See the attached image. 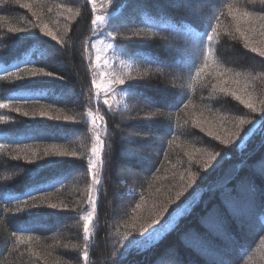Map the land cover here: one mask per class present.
Here are the masks:
<instances>
[{
  "label": "trees",
  "instance_id": "16d2710c",
  "mask_svg": "<svg viewBox=\"0 0 264 264\" xmlns=\"http://www.w3.org/2000/svg\"><path fill=\"white\" fill-rule=\"evenodd\" d=\"M22 3L23 0H0L3 67L14 71V66L20 64L24 68L18 73L24 77L21 80L15 75L5 78L0 74V99L9 95L29 98V102L18 99L8 108L0 109V144L6 145L0 149V241L3 239L0 264H85L83 251H79L80 233L76 226L84 223L82 218L88 212L86 197L91 176L88 161L92 158L93 143L91 118L87 112L94 107L92 82L100 85L98 77L93 79L92 71L99 67L95 61V46L101 42H110L114 50H118V55L113 53L106 58H110V65L122 66L129 73L126 85L116 87H121L119 92L123 100L116 107H109L108 103L103 104L104 101L99 106L107 129L104 138L107 154L103 160L102 200L97 209L87 264H156V258L172 246L184 259L205 264V256L202 255V259L193 253L194 249L185 248L176 231H169L152 248L132 250L127 256L121 255L124 252L121 245L127 246L130 240L139 238V231L133 227L135 212L140 210L137 205L143 206L146 199L153 197L150 195L159 188L163 169L168 170L170 179L165 187L168 201L175 199L165 212L170 216L173 214L171 220L177 218L178 211L175 213V210L182 207L194 191L205 189L202 202L192 207L194 215H182L178 219L183 224L181 230L185 231L191 225H197V218L204 210L220 205L219 198L224 194L215 191V187L219 188L227 172H232L235 165L243 162H250L248 166L253 167L263 158L264 139L258 129L264 125V57L259 55V51L264 50L252 42L256 39L246 34V28L256 26L264 30V19L260 18L264 16V4L260 0H212L199 22L177 8H168L160 0H111V3L110 0H95V8L114 10L110 19L119 24L118 32H114L115 39L107 36L109 40H106L102 34L91 36L95 8L93 10L92 3L87 0H31L29 8ZM136 3L142 6L138 11H134L138 7ZM229 4L232 5L231 14ZM245 11L252 12L253 16H244ZM109 26L107 21L106 32ZM209 26L216 28V35L209 45L211 55L207 56V66L203 67L201 49L193 47L191 39L194 33L203 35ZM45 31H51L57 39L44 35ZM33 36H38L43 43ZM252 48L259 51L253 52ZM54 52L58 59L62 57L63 70H57L49 63V56ZM41 53L45 54L43 59ZM183 59L190 60L189 66L175 72L174 64ZM41 65H45L44 71H51L61 79H56L55 75L35 77L33 79L46 83L20 88V85L30 83L31 69ZM201 67L203 71L197 76ZM170 79V90L177 93L155 95L154 91L171 83ZM223 80H228L227 85ZM67 85L75 88L76 101L71 97L60 100V92ZM236 87L246 96L258 99L259 106L254 111L246 109L236 98L233 91ZM149 96L150 99L152 96L158 98V104L159 100L171 102L174 97H177V103L180 98L184 99L179 108L175 106L177 103L169 109L156 106L157 112L161 109L158 124L123 125L120 121L123 117L135 120L149 111L142 101ZM33 107L37 110L33 111ZM25 112L27 116L23 115ZM42 112L44 116L40 115ZM202 117L214 119L221 134L215 136L201 131L197 122ZM241 120L245 122L241 123ZM118 127L142 128L160 137L161 144L155 145L157 163L148 166L144 162L138 167L134 162H128L122 154L124 143ZM44 129L73 133L75 137L56 139L45 135L39 138L37 132ZM225 140L229 142L225 144ZM54 145L66 155H57L60 152L50 156L35 154L38 156L35 159L18 151L36 146L42 154ZM216 152L220 155L210 163L205 156ZM50 160L57 163L45 167ZM128 164L138 169L142 176L135 181L124 180L132 192L125 194L122 189L116 193L127 201V207L112 213L110 205H113L115 184L123 187L119 171ZM28 170H34L31 176L35 179L28 178ZM193 174L195 178L190 181ZM246 174L244 170L236 172L229 188L233 191ZM253 176L258 188H264L261 177ZM175 179L181 184L188 183L179 199L176 198L180 190L177 191L179 186ZM36 183L52 186L51 190L34 192V196H26L23 202L17 198ZM5 189L10 190L5 192ZM43 197L53 198L55 204L44 203ZM260 199V225H254L251 235L245 237L238 225L229 227L231 235L242 245L237 251L240 256L236 255L233 264H264V194ZM34 222L51 227L37 228ZM56 222L65 224L64 232ZM198 230L207 234L201 227Z\"/></svg>",
  "mask_w": 264,
  "mask_h": 264
},
{
  "label": "rangeland",
  "instance_id": "374dc122",
  "mask_svg": "<svg viewBox=\"0 0 264 264\" xmlns=\"http://www.w3.org/2000/svg\"><path fill=\"white\" fill-rule=\"evenodd\" d=\"M91 3L90 0H87ZM154 1V0H152ZM161 3H166L168 8L171 9H178L181 12L189 15V18L201 22L202 17L204 16V9L207 7L208 3L212 0H160ZM218 0H214V2H217ZM154 3V2H153ZM159 4V3H158ZM21 5L27 6L26 8H29L28 6H31V0H23V3ZM135 6H138L136 3ZM134 6V7H135ZM142 7V6H141ZM138 6L134 11H138L141 8ZM213 7H211L212 9ZM157 9V7H156ZM114 10L108 9V8H95L93 11V17L94 19L97 16H104L111 18L114 14ZM243 22V21H242ZM107 23V20L104 22L103 25H100V22L97 23V25H93V30L91 36L101 35L105 38V25ZM240 24V23H239ZM238 24V25H239ZM123 26H130L127 23H122ZM244 26V25H243ZM250 26V25H249ZM245 31V30H244ZM246 31L248 35H253L255 44L257 43L258 46L261 47V49L264 50V30L259 27H251L248 29L246 28ZM57 33V30H55V34ZM106 40H109L106 36ZM110 43V42H109ZM107 42H101L98 44V46H95V61L99 64V67L96 69H93L92 75L93 79L95 80V77H98L100 85L98 86V83L92 82V89L94 94V107L92 110V117H95V130L92 126V143L94 144L96 142L97 137L103 142L101 145V151H100V161L102 163H98V166L93 170L96 174V179L100 180V184L93 185L92 184V172H90V182L88 183L87 187V197H86V203H87V211L89 212L91 210V206L88 203L89 197L93 196L96 200V214L93 217L92 222V235L90 238L85 241L83 238V224L79 223L78 226H76L80 233V241L79 243V251H84V245L88 244V249L90 250V246L92 244V237L94 234V230L96 227V218H97V209L98 206L101 203L102 200V194H103V184H104V170H103V160L105 159V156L107 154V149L105 147L104 138L106 135V125L105 121L101 117V112L99 111L100 102L104 101L103 104H105V101L109 107L111 106H117L122 100L123 95L119 92L116 88L119 84L123 87L126 85L125 80L128 77L129 70L124 69L122 66H111L110 65V58L107 60V57H110V54L115 53L118 55L117 51L114 50V47L108 48ZM113 50V51H112ZM112 51V52H111ZM101 57V58H100ZM49 63L53 66V68L57 70H63L64 69V62L62 61V57L59 59L57 58V54L54 52L52 55L49 56ZM100 59V60H99ZM190 63V60H180L177 61L174 64V71L179 72L181 69L188 67ZM177 65H183V67H177ZM165 76V75H164ZM166 77V76H165ZM172 77V76H171ZM175 77V76H174ZM168 78V77H166ZM123 79L124 83L121 84L119 81ZM173 81V80H172ZM225 82V85H227L228 80H223ZM171 82V79H170ZM172 85V82L164 85L157 90L154 91L155 95H158V97H161L163 93L171 92L170 89H172L170 86ZM230 85V82H229ZM239 85V84H238ZM240 89L243 90L242 85H240ZM75 88L73 86L67 85L66 89L60 92V100L65 98H72L73 101H76V95L77 94L74 90ZM238 87L233 90L237 97H240L239 100L250 102L253 105V108H248L246 104V109L249 111H254L256 106H259L258 99L254 97L246 96ZM237 90V91H236ZM174 93V95L177 92H171ZM75 95V96H74ZM148 100L155 101L158 100V98H143L142 101L144 102V105L149 109V111L145 112L144 116L137 118L135 120L130 118L120 119L123 125L125 124H142L145 126H149L151 124H158L161 122L159 111L157 112L155 109L156 106L160 105H169L166 109L172 108L177 102V97H174L171 102H167L164 100H159L158 103H148ZM165 102V103H164ZM36 111L37 109L33 107ZM41 109V108H40ZM157 112V113H156ZM92 117H90L92 119ZM200 126V130L209 132L211 134H214L215 136L221 134V129L219 124L216 123V121L210 117H202L197 122ZM264 124V122H263ZM118 130L121 134V139L123 140V156L124 158L129 162H134L138 167L143 166L142 164L145 162L147 165H153L157 163L158 155L155 152V145L159 146L161 144V139L157 135L152 134V132H148L146 129H136V128H125V127H118ZM259 135L262 139H264V125L260 129ZM49 136L51 138H64V137H75V134H63L62 132L56 131V130H39L37 132V136L39 138H42L43 136ZM137 144H143L144 147H137ZM53 147L49 148L48 150L42 152V154H39L40 150H37V147H31L30 150L26 149H20L19 152L27 153V156L34 157L35 159L38 156H43L44 154L53 155L57 152H61V149L59 147ZM56 148V149H55ZM44 149V148H42ZM51 149V150H50ZM54 149V150H52ZM188 149V148H187ZM63 151L65 149H62ZM188 152V150H186ZM33 152V155L32 153ZM37 154L38 156H34ZM211 154V153H210ZM210 154L206 155L205 158L208 159L210 163H212L210 159ZM243 154V152H242ZM143 162H142V161ZM250 163V162H249ZM248 162H243L241 164H237L233 167L232 172H227V176H224V178L221 180L219 188L217 189L215 187V191H219L221 194H224L223 196H220L219 201L220 205H215L214 207H210L207 210H204L203 214L197 218V225H191L188 227L185 231L181 230L182 223L181 221H178L180 216L182 215H194L195 210L193 209L194 206H198L200 202H202V197L204 194L205 189H199L197 191H194L192 196L183 204L181 209L178 211L177 218L174 220H171L164 228V230L158 234L156 237V241L150 245L145 246V248H152L157 242H159L165 234H167L169 231L170 233L176 231L178 232V236L180 238V243L182 242L183 246L185 248L194 249L193 253L195 255H199V257L205 256V264H233L236 260L235 257L240 256L237 251L240 250L239 247L242 245L238 244V241L231 235L229 231L230 225H238L240 232L243 233L246 236L251 235L253 232L254 225H260L259 222V215H260V209H261V196L264 194V188L263 186H260L258 188L257 182L254 181L251 178V175H254L253 177L256 178V175L258 177L260 176L261 180L264 181V156L263 158L255 163L252 166L249 165ZM147 170V169H145ZM247 171L246 176L244 178H241L236 186V188L232 191L231 188H229L232 178L236 174V172H242ZM161 178L159 182V188L153 191V194L150 196L149 199L145 200V205H139V209L137 212H135V221L133 224V221L131 220V225L133 224L136 231H139L142 227L147 226L146 223H148L151 220L156 219L157 215L164 209H168L171 204H173L175 199L171 198L170 201H168V197L165 193V187L166 183H170L169 173L168 170L163 169L161 172ZM142 176V173L139 172L138 169L131 165H125L123 166L120 171L118 177L122 179V185L123 187L119 186L118 184H115V193L113 195V205H110V210L113 212L115 211H122L124 207H127V201L124 200L123 196L116 193L117 191L123 192L126 194L128 192H132V189L130 186L125 184L126 180L127 182L138 180ZM174 180V179H173ZM171 181V183H174V181ZM175 183L179 186L177 191L178 193H182L183 190L187 187L188 183L181 184L179 179H175ZM130 184V183H129ZM191 185V184H190ZM227 186V187H224ZM169 187V184H167ZM227 188V189H226ZM95 189V191H94ZM223 191V192H222ZM211 193V192H209ZM44 200V203L48 204H55L52 201L53 198L50 197H43L41 198ZM169 204H168V203ZM173 202V203H172ZM179 207V208H180ZM193 207V208H192ZM168 211V210H167ZM163 213V218L160 220V224H164L165 221L169 220L170 213L168 214ZM173 215V214H172ZM171 215V216H172ZM152 222V221H151ZM56 226L62 232H64L65 224L62 222H56ZM151 224V223H150ZM33 225H36L37 228H50L51 226L46 225L42 226L40 222H34ZM67 225V224H66ZM178 225V226H177ZM160 225H156V227H159ZM198 227H201L203 230L205 229L207 231V234H203L199 232ZM148 231H152V228L149 227ZM147 234V233H146ZM3 239L0 241V252L3 248ZM241 253V252H239ZM203 255V256H202ZM237 255V256H236ZM89 261V258H88ZM87 261V263H88ZM156 264H197L193 259L191 258H185L180 255V252L178 253L175 247H170L166 251L162 253L158 258H156Z\"/></svg>",
  "mask_w": 264,
  "mask_h": 264
},
{
  "label": "snow or ice",
  "instance_id": "6c2138e0",
  "mask_svg": "<svg viewBox=\"0 0 264 264\" xmlns=\"http://www.w3.org/2000/svg\"><path fill=\"white\" fill-rule=\"evenodd\" d=\"M91 3L93 5V10L95 8V0H91ZM110 3H111V0H110ZM260 3L261 4H264V0H260ZM228 8H229V14H231V9H232V5L229 4L228 5ZM71 9H69L70 11ZM244 16L246 17H249L251 18L253 16V13L252 12H249V11H245L243 13ZM261 19H264V16H261L260 17ZM108 21L109 23V30L105 33L106 36L108 37H111L113 40L115 39L114 37V32H118L119 30V24L117 21L115 20H112L110 19L109 17H104V16H97L95 19H92L91 20V24L92 25H97L98 22H100V25H103L105 21ZM45 28H47V26H45ZM239 30V29H237ZM9 31H21V29H10ZM264 34V33H262ZM44 35L46 36H50L52 38V40H56V36L51 32V31H45L44 32ZM216 35V28L215 27H212V26H209L208 27V30L207 32H205L203 35L201 34H198V33H194L193 36H192V39H191V45L193 47L195 46H199V48L201 49V56L202 58L204 59V65L203 67H206L207 66V56L208 55H211V48H210V42L213 40V37ZM33 39L37 40V41H40V38L38 36H33L32 37ZM41 43H43L42 41H40ZM207 42V43H206ZM94 46V45H92ZM108 48H112L113 47V44L112 43H109L107 45ZM87 50V49H86ZM253 52H257L259 51L258 49L256 48H252L251 49ZM205 52L207 54H205ZM259 55L264 57V51H259ZM45 56L44 53H41V59H43ZM3 58H0V74H3V76L6 78L7 76H11V75H15L16 79L17 80H21V79H24V77H21L20 75H18V73L20 71H24V68L20 65V64H16L14 66V71L13 69H10V68H5L3 67ZM35 63H39V61H36ZM44 67L45 65H41L40 67H33L29 73V80H30V83L27 84V85H20L19 87L20 88H31L33 87V85H37V84H43V83H46V81H41V80H35L33 78L35 77H40V76H44V77H53L55 74L51 71H44ZM177 67H183V65H177ZM203 67H201L197 72H196V75L199 76L200 74V71H203ZM236 75H240L239 73H237ZM55 78L56 79H61V77H59L58 75H55ZM121 84L124 83L123 79H121L119 81ZM93 83L95 84V81H93ZM131 91V86H130V89ZM221 91H223V89H221ZM238 100L240 99V97H236ZM18 99H21L23 100V102H29V98L27 97H17V96H12V95H9L7 97H4L3 99H0V109H6L9 107V105L18 100ZM35 99V98H33ZM183 99L184 98H180V101L179 103H177L175 106L177 108H179V104L180 103H183ZM148 103H156L155 101H152V100H148L147 101ZM105 103H107L105 101ZM242 103H245L246 106L248 108H253V105L250 103V102H245V101H242ZM162 107H167L169 105H160ZM16 111H19V109H17ZM23 115L27 116L28 113H23ZM41 116H44L45 113H41L40 114ZM87 116L88 117H92V111L89 110L87 112ZM245 121L244 120H241V123H244ZM91 124L93 126V129L95 130V118L92 117L91 119ZM217 139H220V137H216ZM225 144H227L229 141L225 140L223 141ZM102 141L99 139V137H97L96 139V142L93 144L92 146V158L89 159L88 161V168L89 170L92 172V184L93 185H98L100 184V180L96 179V174L95 172L93 171L97 166H98V163H102L100 161V151H101V145H102ZM145 145L143 144H137V147H144ZM6 147V145L4 144H0V149ZM57 155L59 156H64L66 155V153H63V152H60V153H57ZM74 155V154H73ZM220 153L219 152H216L215 154H210V159H215L216 156H219ZM15 159H19V157H16ZM57 161H54V160H50L48 161L47 165H45V167L49 166V165H54L56 164ZM207 167V165H205V168ZM29 171V177L30 179H35L31 176V172L34 171V170H28ZM183 179V177H181ZM195 178V174H193L191 177H190V181L191 180H194ZM189 186H190V183H189ZM51 187L52 186H45L44 184H41V183H36V184H33V185H30L29 188L30 190L26 191L22 196L20 197H17L18 199H20L22 202L24 200V198L26 196H34V192H46V191H50L51 190ZM10 189H5L4 191L7 192L9 191ZM95 191V189H94ZM182 193H177V196L176 198L179 199V196L181 195ZM88 203L89 205L91 206V210L89 212H87L84 216H83V238L85 241H87L90 236L92 235V222H93V217L95 216L96 214V200L93 196H90L89 197V200H88ZM140 205H137V207H139ZM49 207H52V208H55L56 205H49ZM181 208H178L177 210H175V213L177 211H179ZM164 211H167L166 208H164L156 217V219H154L150 225H147V226H144L142 227L140 230H139V238H136V239H132L128 242L127 246H124L123 244L121 245V247L124 248V252L121 253L122 256H127L130 251L132 250H138L140 248H145V246H150L152 245L155 241H156V237L158 236L159 233H161L165 226L171 221L172 217L173 216H170L169 220L165 221L164 224H160V220L163 218V213ZM156 225H160L159 227H156ZM151 227L152 228V231H148V228ZM147 233V234H146ZM13 235H15V231L13 232ZM127 239V237H125ZM88 258H89V249H88V244L86 243L84 245V251H83V261L85 262V264H87V261H88Z\"/></svg>",
  "mask_w": 264,
  "mask_h": 264
}]
</instances>
